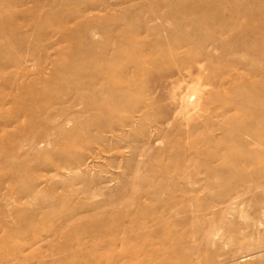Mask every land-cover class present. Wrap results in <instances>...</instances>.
I'll list each match as a JSON object with an SVG mask.
<instances>
[{
    "label": "rangeland",
    "instance_id": "obj_1",
    "mask_svg": "<svg viewBox=\"0 0 264 264\" xmlns=\"http://www.w3.org/2000/svg\"><path fill=\"white\" fill-rule=\"evenodd\" d=\"M0 264H264V0H0Z\"/></svg>",
    "mask_w": 264,
    "mask_h": 264
}]
</instances>
